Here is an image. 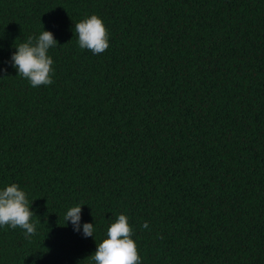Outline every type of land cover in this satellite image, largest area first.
<instances>
[{
    "label": "trees",
    "instance_id": "16d2710c",
    "mask_svg": "<svg viewBox=\"0 0 264 264\" xmlns=\"http://www.w3.org/2000/svg\"><path fill=\"white\" fill-rule=\"evenodd\" d=\"M91 15L101 54L74 31ZM43 30L53 83L32 87L10 60ZM11 183L36 233L0 226V264H95L120 214L140 264H264V0H0ZM77 204L80 232L64 219Z\"/></svg>",
    "mask_w": 264,
    "mask_h": 264
},
{
    "label": "clouds",
    "instance_id": "9594fccd",
    "mask_svg": "<svg viewBox=\"0 0 264 264\" xmlns=\"http://www.w3.org/2000/svg\"><path fill=\"white\" fill-rule=\"evenodd\" d=\"M78 44L81 49H88L93 54H101L108 47V33L97 15H91L75 24ZM70 42V41H69ZM68 42V43H69ZM67 44V43H66ZM58 46L53 33L43 30L38 37H29L26 42L15 46L16 51L11 55V66L16 68L18 76L27 79L32 87L46 86L53 83L52 75L54 61L49 50ZM6 71V70H4ZM26 192L16 183H11L0 189V226L19 227L26 238L36 233V216L31 210ZM82 204L70 207L65 214V224L70 221L73 230H81ZM148 228V223L142 225ZM84 237H94V225L83 223ZM134 235L129 225L128 217L120 214L107 230V238L97 244L94 254L89 256L95 264H140L141 257L137 252V245L131 238ZM88 257V258H89Z\"/></svg>",
    "mask_w": 264,
    "mask_h": 264
}]
</instances>
